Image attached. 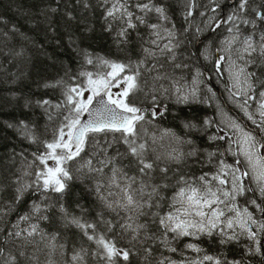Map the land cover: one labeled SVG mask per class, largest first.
Instances as JSON below:
<instances>
[{
    "label": "snow or ice",
    "instance_id": "obj_1",
    "mask_svg": "<svg viewBox=\"0 0 264 264\" xmlns=\"http://www.w3.org/2000/svg\"><path fill=\"white\" fill-rule=\"evenodd\" d=\"M79 2L89 7L85 0ZM210 2L214 5L211 12L216 13L221 6L219 0ZM98 4L103 8L105 30L114 35L118 46L130 44L133 32L143 39L141 26L148 30L149 39L144 43L149 46L143 47L144 56L137 61L121 62L102 57L94 60L87 55L88 65L99 63L107 71L82 72L80 75L85 77L86 83L68 86L63 103L52 105L47 99L36 101L46 112L48 107H54L63 109L66 114L58 113L61 123L53 138L41 142L45 150L33 153L32 163L11 178L13 197L7 207H0V264H41V254L46 256L43 264H58L55 254L65 245L57 244V235L43 231L39 222L49 220L48 213L68 192L69 181L74 179L69 167L73 161L78 164L77 174L95 181L92 191L102 208L112 214V219L100 212L99 219L91 221L69 213L59 204L64 222L74 225L90 245H94V248L81 246L73 251L67 264H88L89 256L103 264H131L136 245L143 249L146 264H152L148 257L153 255V244L158 246L155 251L163 248L177 253L179 248L174 244L178 245L185 238L199 240L201 236L214 235L220 237L222 245L243 241L242 247L248 256L260 257V264H264V206L255 199L240 203L241 198L256 189L264 197V140L225 113L224 127L216 125V133L224 134L208 136L212 142L227 139L225 151L199 149L191 139L184 140L171 130H164L159 139L166 136L191 148L186 152L174 148L166 154L160 153L156 133H150L146 127L168 111L166 104L158 102L156 93L174 95L178 103H189L190 98L197 97L198 78L203 73L196 72L197 79L192 82L196 86L189 88L175 75L176 69L187 65L174 63L171 69L166 68L169 60L176 61L174 50L179 47V41L164 0H98ZM254 4L255 0H238L235 10L224 20L210 16L208 25L213 30L221 24L229 25L231 36L223 41L222 50L228 58L233 96L242 98L238 106L264 132V89L256 92L257 84L264 85V80L248 71L251 65L264 62V0L259 5ZM196 7V0H186V20L193 16ZM151 17L155 22H150ZM242 25L257 30L258 35L245 34ZM200 31L197 27L196 32ZM233 55L236 59H232ZM150 59L155 62L148 63ZM224 60L225 56L217 58L218 69ZM163 82H168V86ZM113 88L117 91L113 92ZM85 92L90 93L86 99ZM147 92L152 94L146 95L144 100L152 101L151 108L144 107V100L139 97ZM252 100L258 101L259 119L249 111ZM85 113L88 118L82 119ZM47 118L51 121L54 116L48 113ZM203 123L207 128L215 122L205 120ZM21 127L26 138L38 142L26 124L21 122ZM185 127L193 129L197 125L189 122ZM225 129L230 131L225 132ZM116 145H121L123 151ZM86 149L91 155H82ZM226 154L235 157L234 161L229 163L224 158ZM125 158H130L128 165L122 163ZM190 158H194V164L212 165L214 170L201 172L199 176L182 172L177 175L178 169L169 167L168 162L187 166ZM33 165H37L35 171L31 170ZM131 165L135 166L134 175L125 171V167L130 169ZM246 179L254 183L256 189L246 184ZM4 187L0 183V190ZM168 189L172 191L166 197ZM29 194L36 197L29 210L18 216L15 223L7 224L6 216ZM248 203L259 210V218L249 210ZM124 238L127 243L121 245L119 241ZM184 248L198 255L176 261L161 254L155 264H244L243 259L230 260L207 254L197 243L188 242ZM202 252L204 254L199 255Z\"/></svg>",
    "mask_w": 264,
    "mask_h": 264
},
{
    "label": "trees",
    "instance_id": "obj_2",
    "mask_svg": "<svg viewBox=\"0 0 264 264\" xmlns=\"http://www.w3.org/2000/svg\"><path fill=\"white\" fill-rule=\"evenodd\" d=\"M85 2L89 7H85L79 0H0V183L5 186L0 190V207H7L13 197L11 178L32 163L33 153L39 154L45 150L41 142L53 138L54 132L61 123V116L58 113L66 114L63 109L57 110L54 107H48L46 112L45 107L38 106L36 101L47 99L52 105L63 103L64 92L68 86L77 84L83 86L86 83L85 77L80 75L82 72L91 71L95 74L107 71L99 63L88 65L85 62L87 55H91L94 60L102 57L121 62L137 61L144 56L143 47L149 46L144 43L149 36L148 30L143 26L139 29L143 39L133 32L130 44L118 46L114 35L105 30L103 8L98 4V0H85ZM237 2L238 0H219L220 8L216 13H212L210 9L214 5L210 0H196L197 7L194 14L186 20L184 18L186 0H164L171 23L175 25L176 40L179 41V47L174 50L176 61L169 60L166 68L171 69L174 63L187 65L186 68L176 69L175 75L182 83L191 87L196 86L192 84L193 80L197 79L196 72L199 71L203 75L198 78L200 82L197 86V97L190 98L189 103H178L174 95L156 93L158 102L162 105L166 104L168 111L165 116L146 127L150 133H156L157 149L160 153L166 154L174 148L186 152L191 148V145H181L166 136L159 139L164 130H171L184 140L191 139L199 149L212 151L219 148L221 152L225 151L227 139L212 142L208 136L216 133V125L224 127L222 122L227 116L235 118L259 139L264 140V132H261L238 106L242 98L233 96L230 82L228 83L226 79L228 58L222 49L223 41L231 36L228 32L229 25L221 24V27L215 30L208 25V17L216 16L217 20H224L235 10ZM261 2L262 0H255L254 6ZM52 8H56L57 11H51ZM150 22H155V18L151 17ZM197 27L201 29L199 33L196 32ZM241 29L245 34L253 32L258 35L257 30L247 26L242 25ZM220 56H225V60L218 69L216 64ZM154 62L151 59L148 61V63ZM248 71L255 72L259 80H264V62L251 65ZM148 78L151 81V75ZM163 83L165 87L168 86V82ZM46 85L56 86L46 87ZM262 89L264 85L258 83L256 92ZM151 94V92L139 94L140 100ZM249 105V111L259 119L256 112L258 101H249ZM143 106L151 108L152 101L144 100ZM48 113L53 114V120H48ZM205 120H212L215 123L212 127L206 128L203 123ZM21 122L26 124L30 133L37 137V143L25 137ZM189 122L195 123L197 127L186 128L185 124ZM229 131L225 129V132ZM107 135L111 137L113 134ZM116 147H120L123 151L121 145ZM112 152L113 150H110L109 154ZM82 155H91V152L86 149V153ZM224 158L229 163L235 159L230 154H226ZM129 159L125 158L122 163L128 165ZM193 159L188 160L187 166L171 162L168 164L169 167L178 169L177 175L182 172L199 176L201 172L214 170L212 165L194 164ZM200 159L203 160V156ZM36 167L37 165H33L31 170L35 171ZM69 167L73 170L74 179L69 181L68 192L63 200L57 202V207L48 213L49 220L39 222L43 231L57 235V244L65 245L64 249L58 250L55 254L54 258L58 264H67L72 252L78 251L81 246L94 248V245H90V242L82 236L79 229L64 222L59 204H63L69 213L91 221L98 220L100 212H103L106 218L112 219V214L102 208L101 202L92 191L95 181L75 172V167H78L77 162H71ZM125 171L134 175L135 166L131 165L130 169L125 167ZM245 183L255 189V184L251 185L250 180L246 179ZM171 191V189L166 190V197L170 196ZM247 195L249 201L255 199L257 203L263 204V197L258 191L249 192ZM34 199L35 196L26 195L23 201L15 205L14 210L6 216V223L9 225L15 223L18 216L29 210ZM240 203L241 205L245 203L242 198ZM250 205L251 203H248L247 206H254ZM116 231L118 232L119 229ZM219 240L220 237L215 235L201 236L199 240L185 238L178 245L174 244L179 248L177 253L163 248L155 251L158 246L153 244L154 252L148 260L155 264L161 254L176 261L196 257L198 254L184 248V244L192 242L199 244L210 255L227 257L230 260L243 259L244 264H248L249 260L251 264H260L262 258L249 257L242 247L243 241L240 244L222 245ZM119 243L126 245V238L121 239ZM135 251L131 264H146L143 249L136 245ZM203 254L202 252L199 255ZM45 259L46 256L41 254V264ZM88 264H103V261L89 256Z\"/></svg>",
    "mask_w": 264,
    "mask_h": 264
},
{
    "label": "rangeland",
    "instance_id": "obj_3",
    "mask_svg": "<svg viewBox=\"0 0 264 264\" xmlns=\"http://www.w3.org/2000/svg\"><path fill=\"white\" fill-rule=\"evenodd\" d=\"M232 59H236V57L233 55L232 56ZM238 63H240L239 61H238ZM226 79H227V81H228V83L230 82V85H231V89H232V78H231V73H230V71H229V68H228V59H227V64H226ZM188 86H190V85H188ZM191 87V86H190ZM189 87V88H190ZM233 90V89H232ZM113 92H116L117 91V89H115V88H113V90H112ZM90 93L89 92H85V94H84V96H85V99L87 98V96L89 95ZM227 120V117L225 118V120L224 121H226ZM49 163L51 164L52 162L51 161H49ZM250 184L251 185H253L254 183H252L251 181H250ZM255 187V189H256V185L254 186ZM255 191H258V189H256ZM259 192V191H258ZM249 195H246L245 197H243L242 198V200H243V203L245 202V201H249ZM263 204H264V201H263ZM251 206V205H250ZM264 206V205H263ZM249 207V206H248ZM251 208H253V209H251ZM249 210H251V211H253L254 212V214L259 218L260 216H261V213L259 212V210L258 209H256L254 206L253 207H249Z\"/></svg>",
    "mask_w": 264,
    "mask_h": 264
},
{
    "label": "water",
    "instance_id": "obj_4",
    "mask_svg": "<svg viewBox=\"0 0 264 264\" xmlns=\"http://www.w3.org/2000/svg\"><path fill=\"white\" fill-rule=\"evenodd\" d=\"M93 107H95V103H94ZM87 118H88V114L85 113V115H84V117L82 119H87Z\"/></svg>",
    "mask_w": 264,
    "mask_h": 264
}]
</instances>
